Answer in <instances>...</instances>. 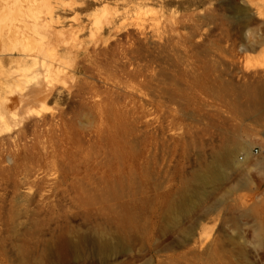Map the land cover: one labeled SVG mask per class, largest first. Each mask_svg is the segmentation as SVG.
Wrapping results in <instances>:
<instances>
[{"label": "rangeland", "instance_id": "obj_1", "mask_svg": "<svg viewBox=\"0 0 264 264\" xmlns=\"http://www.w3.org/2000/svg\"><path fill=\"white\" fill-rule=\"evenodd\" d=\"M3 3L0 264H264V0Z\"/></svg>", "mask_w": 264, "mask_h": 264}, {"label": "bare ground", "instance_id": "obj_2", "mask_svg": "<svg viewBox=\"0 0 264 264\" xmlns=\"http://www.w3.org/2000/svg\"><path fill=\"white\" fill-rule=\"evenodd\" d=\"M3 1H7V0H0V4H1V7L3 6ZM8 3H9V0H8ZM6 5V4H5ZM8 6H9V4H8ZM8 6H7V8H8ZM4 9H6L5 7H4ZM6 30V29H5ZM4 38H5V36H4ZM246 145H242L241 147H245ZM237 148L238 147H235V148H229L225 153H224V156H223V159L221 160V163L220 164H217L216 166L215 165H213V166H211V167H209L208 168V175H212V176H215V177H220V176H222V174H223V166L224 165H231V164H236V163H239V161L235 158V156H236V151H237ZM249 151L248 152H246V158H247V156L249 155ZM64 242V244L65 245H68L69 246V240H65V241H62V243ZM61 243V245H62V247L63 246H65V245H63ZM97 248L99 249V251H101V252H105L106 250H108L110 247H109V245H108V243L107 242H105V241H98L97 242Z\"/></svg>", "mask_w": 264, "mask_h": 264}, {"label": "built area", "instance_id": "obj_3", "mask_svg": "<svg viewBox=\"0 0 264 264\" xmlns=\"http://www.w3.org/2000/svg\"><path fill=\"white\" fill-rule=\"evenodd\" d=\"M253 150H254V152L264 151V149H260L258 147H255Z\"/></svg>", "mask_w": 264, "mask_h": 264}]
</instances>
